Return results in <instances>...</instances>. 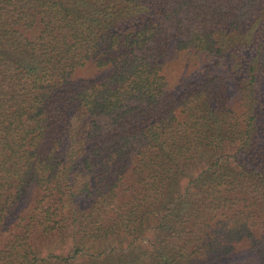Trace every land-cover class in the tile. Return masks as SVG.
<instances>
[{"label": "trees", "instance_id": "trees-1", "mask_svg": "<svg viewBox=\"0 0 264 264\" xmlns=\"http://www.w3.org/2000/svg\"><path fill=\"white\" fill-rule=\"evenodd\" d=\"M0 264H264V0H0Z\"/></svg>", "mask_w": 264, "mask_h": 264}, {"label": "rangeland", "instance_id": "rangeland-1", "mask_svg": "<svg viewBox=\"0 0 264 264\" xmlns=\"http://www.w3.org/2000/svg\"><path fill=\"white\" fill-rule=\"evenodd\" d=\"M185 60H181V61H177L175 63V65L173 66V73L175 74V77H177L179 75V73L181 72L183 65H184Z\"/></svg>", "mask_w": 264, "mask_h": 264}]
</instances>
